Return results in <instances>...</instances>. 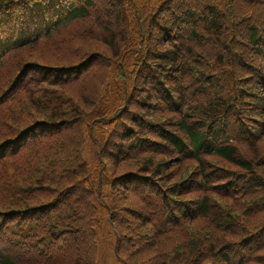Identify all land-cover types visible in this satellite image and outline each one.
<instances>
[{"label": "trees", "instance_id": "1", "mask_svg": "<svg viewBox=\"0 0 264 264\" xmlns=\"http://www.w3.org/2000/svg\"><path fill=\"white\" fill-rule=\"evenodd\" d=\"M106 227L264 264V0H0V264H99Z\"/></svg>", "mask_w": 264, "mask_h": 264}, {"label": "rangeland", "instance_id": "2", "mask_svg": "<svg viewBox=\"0 0 264 264\" xmlns=\"http://www.w3.org/2000/svg\"><path fill=\"white\" fill-rule=\"evenodd\" d=\"M248 90H251L248 88ZM255 115V114H254ZM114 144V142H112ZM92 155L96 156V149L92 146ZM112 163L109 162V165ZM132 162L120 163L116 166V175L122 174L124 172H128L130 170H134V166L132 167ZM178 168V167H177ZM129 221H134L133 218H130ZM100 261L99 264H125L117 255L115 251V238H113L110 234V229L108 227L105 228L103 233H100Z\"/></svg>", "mask_w": 264, "mask_h": 264}]
</instances>
